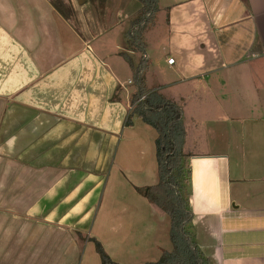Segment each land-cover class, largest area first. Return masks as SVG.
Listing matches in <instances>:
<instances>
[{
    "label": "crops",
    "instance_id": "obj_1",
    "mask_svg": "<svg viewBox=\"0 0 264 264\" xmlns=\"http://www.w3.org/2000/svg\"><path fill=\"white\" fill-rule=\"evenodd\" d=\"M106 1L128 5L129 24L141 9L136 0ZM161 3H168L165 21L176 43L165 57L168 66L207 68L223 58L229 68L248 51L264 54V0H158V10ZM93 4L0 0V264H101L93 241L120 264L155 262L172 250L157 224L147 222L158 217L163 224L167 215L152 204L148 209L146 197L136 193L157 184L158 174L155 184L133 182L136 191L121 196L123 202L104 206L115 161L134 150L123 139L131 93L113 50L136 56L134 67L141 55L127 48L126 30L116 35L123 48L112 47L103 37L113 27L109 16ZM233 37L242 38L235 45L244 49L239 58ZM186 41L192 51L180 49ZM227 83L217 84L225 89ZM256 86L253 102L262 109L264 81ZM184 122L196 248L210 264H264V136L258 135L264 127L249 133L244 128L253 121H240L243 130L230 125L219 144L198 126L192 139L185 111ZM131 196L137 205L127 207Z\"/></svg>",
    "mask_w": 264,
    "mask_h": 264
},
{
    "label": "rangeland",
    "instance_id": "obj_2",
    "mask_svg": "<svg viewBox=\"0 0 264 264\" xmlns=\"http://www.w3.org/2000/svg\"><path fill=\"white\" fill-rule=\"evenodd\" d=\"M113 2L114 1L93 0L94 4L92 9H98L97 11L100 14L103 13L105 16H109L108 26L113 27H107L108 29L103 37L109 38L113 48H115L117 44H119L120 48H123V43L121 41L119 43V39L116 38V35L118 31L122 34L126 30V32H124V35L126 36V33L129 29H131L132 21H130L129 24L124 17L123 12H125L128 5L121 3L120 5L114 7ZM166 4L168 3H161L159 5L155 21L151 23L152 25H149L147 30L144 31V42L146 45L145 54L146 56H149L147 57L149 60L148 70L144 76L145 87L148 89H157L164 97L173 100L183 108L186 114V124L189 129H192H190L192 131V139L193 137L196 138L194 133H197V131L200 130L201 133L203 132V137H209L210 135L211 138H213L216 136L217 142L219 144H223L224 140L228 139L229 133L231 132L229 129L230 125H234V127L238 129L240 128V121H253L254 123L252 122V124L248 123L246 125L248 128H244L248 129L249 133L251 132L252 127H254V130L255 127H259L260 129L262 126L264 127V110H262L264 109V103L263 105L259 103L262 108L260 109L257 107L258 103L253 102V100H255L254 97L257 95L256 83H258V81H264V54L261 53L262 51L255 52L256 50L254 49L250 52H246L245 55H241L239 59L240 64H236L234 67L230 66L229 68H225L226 64L228 65V61L223 58L222 61L224 64L219 62L212 67L207 68L196 69L194 64L188 62L180 67L181 70L178 68V63L176 66H168L166 62H164L165 57L168 54H171L170 51L172 48L176 47V43L173 42L172 37L170 36L171 31L165 21L168 16V10L165 9ZM87 14L88 12L85 13L86 16ZM100 14H98V17ZM103 24L106 26L107 22H103ZM207 34H209V32ZM229 39V41L232 42L231 46L233 49L234 47L237 48L235 45H237V43L239 44V41H242V38L237 39L233 37ZM216 40L217 39L213 38L215 43ZM223 41L225 40L223 39ZM178 47L180 48L179 43ZM239 47L242 46L239 45ZM180 49L185 52H187L188 49L189 52L193 50V47L192 44L189 45V42L186 41L183 45H181ZM242 50L244 49L237 48L236 52H241ZM239 52L235 53L238 58L240 55ZM139 56L140 54L137 53V57ZM113 57V60H115V62L117 61L116 64L119 63L123 67L125 79L124 84H126L124 87L129 94L131 93V100L135 91V83L133 82L135 71L129 67L130 65L125 60L124 56L120 53H116L115 50H113ZM133 57L136 58V56H132L131 58ZM216 61L217 60L214 59L213 63ZM221 79L225 82L229 81V83H227L228 85L225 86V89H222V87L217 84L218 80ZM128 80L131 81V84H128ZM211 80H214V87L212 88L207 85V83H211ZM234 106H237V111L233 110L235 109L233 108ZM131 111L132 110H130V112ZM233 112L237 113L236 117H232ZM256 121L258 122L257 125L255 124ZM194 126L202 128L193 130ZM240 129L243 130V127ZM258 135L259 137H263L264 130H261ZM156 136V131L152 127L141 122L138 118H133V124L126 126V130L123 133V139L128 141L129 145L134 148V150L130 149L128 151L129 156H120L115 161L110 180L104 185V206L107 204V201L108 203H110V201H112V203L123 202V199L120 200L121 196L128 195V191H136V187H134L135 185H133V182L137 185H139V183L147 184V186L155 184V179L157 180L158 174V165L155 153ZM191 147L197 150L201 148V145H193ZM121 152L122 151H120V155ZM135 173L137 174V177L134 176ZM152 178L154 181H152ZM137 192L142 195L140 191H136V193ZM112 195L114 198L111 199ZM128 200H130V203L128 202L129 204L127 207L137 205L136 202L131 201L133 200L132 196L131 199L128 198ZM146 205L148 209L151 207V203L148 200ZM157 220L158 217L152 218L147 222L148 224H157L161 231H163L162 236L164 237L163 240L167 243V248H170L172 246L170 241V219L167 216L163 224H160ZM121 231L122 230H120V232ZM151 232L152 239L154 240L158 235L155 233V230ZM148 236L149 234L146 235L145 238L150 239ZM93 242L95 244V241ZM92 247L93 251L95 247L96 255L97 257L99 256V261H101V256L96 248V244ZM164 251L167 250H163L162 253ZM157 256L158 257H149L148 260L155 261L159 258V255ZM125 260L124 264H134L133 261L129 262L127 261L128 259Z\"/></svg>",
    "mask_w": 264,
    "mask_h": 264
},
{
    "label": "trees",
    "instance_id": "obj_3",
    "mask_svg": "<svg viewBox=\"0 0 264 264\" xmlns=\"http://www.w3.org/2000/svg\"><path fill=\"white\" fill-rule=\"evenodd\" d=\"M141 9L131 22L126 33L127 48L140 53L136 67L122 52L125 60L135 71L133 82L138 87L131 97L132 111L125 125L138 118L156 131L155 153L158 165V182L153 186L138 189L147 200L164 212L170 219L171 251H164L155 262L144 264H210V261L196 248L192 231L193 212L190 206L191 154L185 152L186 127L183 108L163 96L157 89L144 85L148 70L145 58L144 31L155 21L158 0H136ZM152 25V24H151ZM101 256V264H120L113 261L102 245L95 241Z\"/></svg>",
    "mask_w": 264,
    "mask_h": 264
},
{
    "label": "built area",
    "instance_id": "obj_4",
    "mask_svg": "<svg viewBox=\"0 0 264 264\" xmlns=\"http://www.w3.org/2000/svg\"><path fill=\"white\" fill-rule=\"evenodd\" d=\"M167 63H168L169 65L174 64V63H175L174 58H172V57H171V58H168Z\"/></svg>",
    "mask_w": 264,
    "mask_h": 264
}]
</instances>
